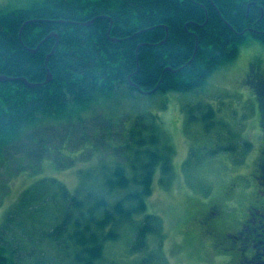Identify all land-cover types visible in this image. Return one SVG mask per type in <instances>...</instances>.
I'll return each instance as SVG.
<instances>
[{
    "label": "trees",
    "instance_id": "16d2710c",
    "mask_svg": "<svg viewBox=\"0 0 264 264\" xmlns=\"http://www.w3.org/2000/svg\"><path fill=\"white\" fill-rule=\"evenodd\" d=\"M27 20L31 21L24 24ZM89 20L90 24L83 23ZM51 32L57 34L56 44L54 36L44 39ZM107 32L118 40L112 41ZM247 35L264 44V0H35L24 8L0 7V75L11 78L0 81V151L22 139L38 140L37 166L41 158L49 157L57 167L68 168L73 163L59 165L58 155H53L58 152L52 153L44 137L36 139L37 125L53 120L64 124L66 132L73 129L74 121L84 122V113L92 106L124 89L143 92L158 84L156 91L161 92L194 91L219 65L236 57L238 44ZM37 45L31 53L29 48ZM167 66L178 69L163 72ZM48 70L52 78L44 82ZM252 76L245 81L262 98L264 88ZM21 77L39 84L28 86ZM195 107L201 114L191 118L201 119L204 130L210 132L215 127L213 110L205 111L201 103ZM260 107L264 109V101ZM97 124L92 125L93 131L112 125L108 119ZM120 135L116 144L109 139L112 146L97 164L84 172L78 170L74 191L57 179H42L46 188L37 191L42 185H32L19 199L18 212L38 202L47 210L41 213L44 217L57 213L49 229L43 230L45 220L39 221L38 240L52 242L69 264H97L105 245L121 238L125 230L132 235L129 251L144 253L140 264L156 262L154 253L146 250L147 236H155L161 246L163 222L159 215L146 212L147 198L156 169L163 183L171 179L173 150L152 112L138 113L130 126L120 129ZM215 136L217 144L209 154L232 153L238 148L246 153L252 146L229 128ZM261 161L259 156L252 175L255 194L247 210L260 188L254 177L260 174L257 163ZM261 174L264 185V169ZM206 208L198 213L197 221ZM247 223L249 231L257 229L252 220ZM263 223L256 231L253 264H264ZM6 230V224H0V264H23L20 248L7 245L9 239L3 238ZM212 244L223 245L215 240ZM233 248L237 249L235 243Z\"/></svg>",
    "mask_w": 264,
    "mask_h": 264
},
{
    "label": "rangeland",
    "instance_id": "374dc122",
    "mask_svg": "<svg viewBox=\"0 0 264 264\" xmlns=\"http://www.w3.org/2000/svg\"><path fill=\"white\" fill-rule=\"evenodd\" d=\"M34 1L0 0V7L24 8ZM252 69L260 71L262 82L258 84L264 88V44L247 35L238 44L236 57L219 65L201 88L154 93L124 89L92 106L84 113L87 119L81 124L74 121L73 129L67 128L66 132L64 124L53 120L46 121V126L37 125L36 139L44 137L52 153L58 152L53 155H58L59 165L73 163L68 168L57 167L49 157L41 158L37 166L38 140L36 144L22 139L13 147L3 148L0 151V224H6L3 238L9 239L7 245L20 248L18 255L23 264H69V258L52 242L38 240L41 219L46 223L43 230L49 229L57 213L50 212L44 217L45 213H41L47 210L38 202L31 203L27 211L18 212L22 193L32 185H42L37 191L46 188L41 180L49 178L74 191L79 180L78 170L84 172L97 164L112 146L109 139L116 144L121 139L120 129L130 126L138 113L152 112L157 114L165 139L173 150L171 179L163 183L156 169L152 192L147 198L146 212L159 215L163 222L161 246L155 236H147L146 250L154 253L155 264H235L241 253L250 255L249 247L241 250L224 244L213 245L214 236L202 234L196 217L207 205L216 203L223 209L226 220L240 223L254 197L252 173L264 147V109L260 107L264 96L261 98L255 87L245 81L247 76H252ZM198 103L204 105L205 111L213 110L215 127L210 132L204 130L201 119L191 118L201 114L195 107ZM103 118L111 122V128L102 131L97 127L93 131L92 125L96 122L99 125ZM228 128L252 144L250 151L243 153L238 148L232 153L209 154L210 147L217 144L215 133L221 135ZM222 138L227 144V138ZM190 151L192 157L185 162ZM31 193L28 189L29 198ZM33 217L37 218L36 224L32 222ZM233 226L236 225L233 223ZM131 236L125 230L121 238L108 242L103 259L97 264H140L144 253L129 251Z\"/></svg>",
    "mask_w": 264,
    "mask_h": 264
},
{
    "label": "flooded vegetation",
    "instance_id": "af4514ba",
    "mask_svg": "<svg viewBox=\"0 0 264 264\" xmlns=\"http://www.w3.org/2000/svg\"><path fill=\"white\" fill-rule=\"evenodd\" d=\"M256 71L252 74L253 81L255 83H261L262 80L259 75L261 73L259 70ZM260 158L262 161L257 163L258 173L260 172V174L259 176L254 177L255 184L260 185V188H256L257 198H254L255 200H253V204H251L250 209L247 210L246 217L240 223L235 220H226L225 216L219 209L220 207L215 204L210 206L207 205V208L202 211V214L200 215L201 217L197 221L202 232L213 235L214 240L223 243L225 247H233L234 243L236 244L237 249L243 250L244 247H249L251 252L250 255L246 256L242 253L236 259V261L238 260L237 263L241 261L242 264H253L254 256H256V244L254 243L256 231L260 227L258 224L264 222V185L261 174L264 169V150H261ZM247 220H252V222L256 224L257 229L254 228L249 231L250 229L247 228ZM233 223L236 226H233ZM260 230H263L262 227ZM238 240L239 242H237Z\"/></svg>",
    "mask_w": 264,
    "mask_h": 264
},
{
    "label": "water",
    "instance_id": "95a60500",
    "mask_svg": "<svg viewBox=\"0 0 264 264\" xmlns=\"http://www.w3.org/2000/svg\"><path fill=\"white\" fill-rule=\"evenodd\" d=\"M30 21H31V20H27V21L24 22V24H26L27 22H30ZM90 22H91V20L86 21V22H83V23H84V24H90ZM24 24H23V25H24ZM164 28L167 30V26H164ZM50 36H54V37H56V42H55V44H56V43H57V40H58L57 34L51 32V33H49L45 38L50 37ZM107 36H108L111 40H113V41L118 40V38L110 37L109 34H108V32H107ZM38 46H39V45L36 46V48L34 49V51H36V50L38 49ZM54 48H55V45L53 46V48H52V50L50 51V53L47 55L45 62H47L49 56L53 53ZM177 69H178V68H177ZM177 69H173V68H171L170 66H167V67H165V68L163 69V71H165V70L175 71V70H177ZM51 78H52V75H51L50 71L48 70L44 82H48V81H50ZM7 79H11V78L8 77V76H5V75H0V81L7 80ZM20 79L23 80L24 82H26V84H27L28 86H31V87L36 86V85L39 84V83L28 82L26 79H24V78H22V77H21ZM157 87H158V84H157L153 89H151V90L148 91V92L150 93V92L155 91V90L157 89Z\"/></svg>",
    "mask_w": 264,
    "mask_h": 264
},
{
    "label": "bare ground",
    "instance_id": "6f19581e",
    "mask_svg": "<svg viewBox=\"0 0 264 264\" xmlns=\"http://www.w3.org/2000/svg\"><path fill=\"white\" fill-rule=\"evenodd\" d=\"M97 17H98V16H97ZM44 39H45V37H44ZM112 41H113V40H112ZM115 41H116V40H115ZM163 41H164V40H163ZM163 41H162V42H163ZM35 48H36V47H35ZM35 48H29V51H30L31 53H34V52H35V51H34ZM165 71H166V70H165ZM163 72H164V71H163ZM128 78H129V76H128ZM33 83H36V82H33Z\"/></svg>",
    "mask_w": 264,
    "mask_h": 264
}]
</instances>
